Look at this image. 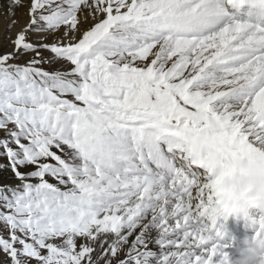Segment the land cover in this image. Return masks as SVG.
<instances>
[{"label": "snow or ice", "instance_id": "1", "mask_svg": "<svg viewBox=\"0 0 264 264\" xmlns=\"http://www.w3.org/2000/svg\"><path fill=\"white\" fill-rule=\"evenodd\" d=\"M26 15L0 54L17 181L0 186V264H229L223 221L241 211L264 240V0Z\"/></svg>", "mask_w": 264, "mask_h": 264}, {"label": "bare ground", "instance_id": "2", "mask_svg": "<svg viewBox=\"0 0 264 264\" xmlns=\"http://www.w3.org/2000/svg\"><path fill=\"white\" fill-rule=\"evenodd\" d=\"M23 7H17L14 9L15 11V17L18 18L19 25H15V27L20 28L23 24L27 21V3L28 0H21ZM5 3H9V0H0V43L4 42L5 40V33L4 29H6L10 21V17L8 15V9H3V5ZM14 28V26L12 27ZM7 31V30H6ZM9 40V39H8ZM6 41V40H5ZM58 68H61L60 65H57ZM55 69V68H54ZM62 70H68L67 67H64ZM250 215L258 216L257 214H254L250 212ZM225 224V236L222 241L223 244L228 245V247L225 248V251L228 253L229 261L233 259L236 255H238L237 247L239 245V241L242 240L245 237L251 238L254 234L252 232H255L254 226H250L248 223L245 222V220L237 219L233 222V217L229 216L227 221H223Z\"/></svg>", "mask_w": 264, "mask_h": 264}, {"label": "clouds", "instance_id": "3", "mask_svg": "<svg viewBox=\"0 0 264 264\" xmlns=\"http://www.w3.org/2000/svg\"><path fill=\"white\" fill-rule=\"evenodd\" d=\"M237 214H233L236 217ZM239 218L245 220L246 212L241 211ZM251 226V224L249 223ZM238 255L229 261V264H264V240L255 235L251 238L245 237L239 241L237 247Z\"/></svg>", "mask_w": 264, "mask_h": 264}, {"label": "rangeland", "instance_id": "4", "mask_svg": "<svg viewBox=\"0 0 264 264\" xmlns=\"http://www.w3.org/2000/svg\"><path fill=\"white\" fill-rule=\"evenodd\" d=\"M8 7H9V3H5L2 8L3 9H8ZM14 19H16L17 22L19 23L18 18H14ZM18 23L16 25L20 26ZM6 27L7 28L4 29V33H5V37L4 38H5L6 41L4 40V42L0 43V54L11 52L13 50L12 47L10 46V42H9L8 39L10 37H14L16 32L19 30V28L15 27V26H14V28H11V29H9L8 26H6ZM44 55H47V53H44ZM25 59H27V57H21V59L19 61H17V62L23 63V61ZM45 67L47 68V65ZM54 68L57 69L58 66L57 65H53L52 68L49 69V70H54ZM4 163H5V161L3 160V158H0V164H4ZM16 183H17V181L14 179V176L10 172V170L0 169V186H2V185H14ZM0 258H2V257H0Z\"/></svg>", "mask_w": 264, "mask_h": 264}]
</instances>
